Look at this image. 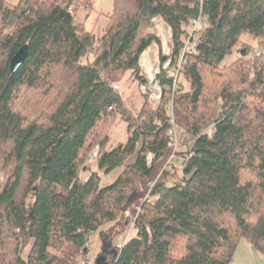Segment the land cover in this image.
<instances>
[{"label": "trees", "instance_id": "trees-1", "mask_svg": "<svg viewBox=\"0 0 264 264\" xmlns=\"http://www.w3.org/2000/svg\"><path fill=\"white\" fill-rule=\"evenodd\" d=\"M87 2L0 0V264H79L96 233L103 264H232L241 240L264 257V0H112L100 35L75 19ZM199 15L177 87L133 115L114 86H145L141 55L175 60ZM117 119L128 139L108 148Z\"/></svg>", "mask_w": 264, "mask_h": 264}, {"label": "rangeland", "instance_id": "rangeland-1", "mask_svg": "<svg viewBox=\"0 0 264 264\" xmlns=\"http://www.w3.org/2000/svg\"><path fill=\"white\" fill-rule=\"evenodd\" d=\"M16 2V0H12ZM86 5H80L75 11V19L77 23L86 31L92 32L94 35H100L108 21V16L112 12L113 2L112 0H87ZM154 31L159 35L162 42L163 54L169 53V43H168V30L165 27L163 21L157 18L154 23ZM244 40L250 42L252 47L256 49L254 42L248 37H244ZM146 52L149 54L148 57L144 56L143 61H150L152 64H159V49L156 45L149 47ZM250 56L253 55L251 52ZM249 56V57H250ZM149 58V60H147ZM233 55L226 58V62L230 61ZM142 61V62H143ZM121 76V75H120ZM119 76V77H120ZM180 81L183 82L184 86L187 87V83H184L183 78L180 77ZM119 85V86H118ZM118 89L120 95L125 102L126 107L132 112L133 115H137L144 103L145 93L142 92V88L138 86L137 82L128 80L127 77L120 81ZM150 107L153 103L147 97ZM110 144L108 148L119 143L124 144L128 139L127 123L124 120L117 119L114 125L109 130ZM181 133L177 130L176 139L178 143L180 142ZM92 169H95V165H92ZM115 173L114 175H116ZM130 225L125 229V231L116 236L113 240V246H121L125 239L129 235ZM90 252L87 257H90L93 261L101 255V239L99 235L94 234L89 243ZM232 264H264V257L257 253L251 245H249L244 240H241L232 256Z\"/></svg>", "mask_w": 264, "mask_h": 264}, {"label": "built area", "instance_id": "built-area-1", "mask_svg": "<svg viewBox=\"0 0 264 264\" xmlns=\"http://www.w3.org/2000/svg\"><path fill=\"white\" fill-rule=\"evenodd\" d=\"M69 11H71V9H69ZM206 27L207 20L202 15H199L197 18H194L190 21V26L186 28L188 32L187 40L175 60L172 57H167L165 60L155 65L152 64L150 61H143V57H148L147 55H149L146 51L141 55L140 66L144 71L145 75L147 76V84L145 86H142L141 88L142 92L145 93V96H147L153 103L151 107L154 108L157 105V103L162 98L164 90H175V88L177 87L180 70L182 66L187 62V59L196 53L199 35L204 31ZM147 60H149V58H147ZM162 74H165V78L170 81L171 85L161 83L160 76ZM114 88L118 89V86H114ZM169 113V122L171 127L168 132L170 136L168 146L172 148V154L169 158L170 160L175 158L180 147V144L176 139L177 127L174 123L172 100L170 103ZM96 156L97 152L96 150H94L92 153L89 154L88 161H93ZM178 156V159L182 161V157L180 155ZM150 158L151 156H149V159ZM79 264H95V262L90 257H87L81 260Z\"/></svg>", "mask_w": 264, "mask_h": 264}, {"label": "water", "instance_id": "water-1", "mask_svg": "<svg viewBox=\"0 0 264 264\" xmlns=\"http://www.w3.org/2000/svg\"><path fill=\"white\" fill-rule=\"evenodd\" d=\"M27 52H28V46L24 45L11 58L9 64V69L11 74H14L18 70V68L22 65V63L26 58ZM28 207H30V205ZM104 261H105V257L103 255H99L95 259V264H103Z\"/></svg>", "mask_w": 264, "mask_h": 264}, {"label": "crops", "instance_id": "crops-1", "mask_svg": "<svg viewBox=\"0 0 264 264\" xmlns=\"http://www.w3.org/2000/svg\"><path fill=\"white\" fill-rule=\"evenodd\" d=\"M115 173H117V174L114 175ZM118 174H119V172H113L112 176H110L109 178H105L103 180V183H111L113 181V179H115L117 177Z\"/></svg>", "mask_w": 264, "mask_h": 264}]
</instances>
